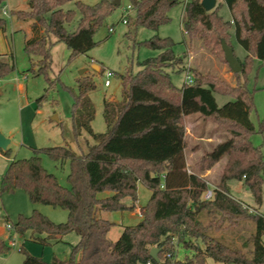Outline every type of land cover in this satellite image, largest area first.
Instances as JSON below:
<instances>
[{
  "label": "trees",
  "instance_id": "1",
  "mask_svg": "<svg viewBox=\"0 0 264 264\" xmlns=\"http://www.w3.org/2000/svg\"><path fill=\"white\" fill-rule=\"evenodd\" d=\"M5 1L0 0V8ZM68 1L72 0H27L29 9L11 11L17 20L31 21V35L24 42L32 64L30 72L44 75L50 84L52 46L64 42L72 50L70 59L88 52L97 44L95 33L116 8L112 0L93 5L73 0L81 17L77 27L68 31L66 24L76 16L75 9L64 8ZM177 2L132 0L135 25L157 30L170 21L168 10ZM224 2L231 10V19L218 13L222 2L207 11L201 0H189L183 28L191 41L201 38L226 63L222 39L233 48L235 39L244 48L246 55L239 59L243 69L235 72V85L189 67L192 81L177 86L167 68L184 69L183 56L175 53L171 37L155 34L147 43L159 54L140 61L142 68L137 73L120 75L124 92L121 99L104 98L106 131L94 132L91 125L95 107L89 92L96 88V82L90 75L78 79L79 93L72 109L74 133L78 137L86 130L96 140L86 152L56 145L35 148L34 155L28 158L10 160L0 180V197L22 189L34 203L68 210L64 222H55L37 209L28 216L20 214L11 223V231H31L32 239L43 244L69 232L79 236L68 258L46 261L25 252L22 264H206L208 257L214 264H264V214L250 211L249 206L231 195L227 184L230 179L244 180L256 202L261 203L264 151L253 144L250 135L264 132V122L256 126L251 118L255 103L248 82L254 60L264 62V0ZM6 23V18L0 16V30H5ZM135 30L136 27L130 29L128 35L133 36ZM14 70L15 64L7 54H0V78ZM215 92L232 98L219 105ZM193 113L215 121L229 133L202 157V170L228 157L211 199L203 198L209 187L207 180L187 168L185 117ZM0 151L6 156L11 153L10 148ZM40 153L56 161L69 160V187L43 166ZM140 182L152 192L140 207L142 218L124 226L113 241L108 234L115 222L104 218L102 212L135 210ZM106 191L110 193L100 195ZM205 215L210 216L207 222ZM244 218L255 222V230L247 239L252 244L250 250L214 233L224 227L225 219L235 226ZM5 221L10 224L7 216ZM13 239L0 235V254L10 252ZM175 240L192 253L182 259L177 257ZM153 246L160 248L158 260L150 255ZM20 250L24 251L23 245Z\"/></svg>",
  "mask_w": 264,
  "mask_h": 264
},
{
  "label": "rangeland",
  "instance_id": "2",
  "mask_svg": "<svg viewBox=\"0 0 264 264\" xmlns=\"http://www.w3.org/2000/svg\"><path fill=\"white\" fill-rule=\"evenodd\" d=\"M9 1V2H8ZM6 0L11 8L29 9L25 0ZM93 5L100 0H81ZM114 1V0H112ZM189 0H178L176 4L168 10L170 21L159 26L157 30L145 25H135V9L132 0H120L114 11L106 17L102 25L94 35L97 41L96 46L84 54H78L70 59L72 50L64 42H56L52 48V65L49 70L52 84L44 75H33L30 72L32 66L29 56L24 51L26 34L25 27L31 21L17 20L11 13L0 16L7 20L4 38L7 40L8 49L1 48L8 52L7 59L15 64V70L3 78H0V131L10 137V155L6 156L0 151V180L5 172L10 160L13 158H28L35 153V148L65 145L80 153L86 152L89 144L96 140L86 130L78 137L75 136L72 122V109L75 96L79 93L78 79L83 75H90L96 82V88L89 92V96L95 107V118L91 125L94 132H104L107 129L103 116L104 98L110 97L121 99L124 95L120 79L121 74L129 72L137 73L142 67L139 64L149 57L159 54L158 49L150 47L147 40L155 34L161 37H171L175 41L174 51L177 55L185 58L192 57V67L203 73H211L225 79L232 85L237 82L235 72H232L229 65L211 51V48L204 44L201 38L191 41L183 28V16L185 4ZM3 4V5H4ZM219 2L217 3V5ZM2 5V6H3ZM216 5V6H217ZM1 6V7H2ZM65 9H75L76 16L73 21L66 24L68 31H73L78 24L81 13L75 1H68L64 5ZM12 11V10H11ZM130 20L123 22L124 13ZM218 13L224 19H231V10L223 1L218 8ZM11 14V16H10ZM110 27L113 30L110 32ZM136 27L133 36L128 35L130 29ZM52 39H55L52 36ZM234 51L239 59L245 56L244 48L233 39ZM37 60V57L34 58ZM206 66L207 69L202 67ZM209 68V69H208ZM112 70L115 74L110 77L111 84L105 85V71ZM174 84L182 86L187 81V70H175L167 68ZM224 70L228 77L224 76ZM249 87L253 90L255 108L251 118L256 126L264 122V62L255 59L251 72L249 73ZM215 97L219 105L224 104L232 97L215 92ZM185 155L187 168L203 176L208 182V188L218 186L221 180L224 166L228 160L227 156L215 163L210 169L202 170V157L209 152L218 140H224L229 133L220 127L215 121L203 118L199 113L189 114L185 117ZM253 144L260 146L264 151V132H254L250 135ZM195 152V153H194ZM43 166L51 173L55 174L58 181L69 187L68 174L70 171L69 160L56 161L46 153H40ZM188 159V160H187ZM229 189L234 197L244 199L245 205L250 211H260L264 214V186L262 190V201L257 203L251 189L244 180L230 179L227 181ZM138 192V202L135 210L125 211H103L102 215L115 224L112 226L108 236L113 241L117 240L126 225H134L141 220L140 207L145 205L151 197L150 189L140 184ZM109 191L100 195L105 196ZM231 194V195H232ZM250 203V204H248ZM129 202V201H128ZM37 209L47 215L55 222H64L68 218V210L53 207L44 203H34L28 194L17 189L12 193H3L0 197V235L4 238L13 236V245L10 252L0 254V264H22L25 252L50 261L53 257L68 258L72 245L78 242V234L75 232L66 233L63 240H52L51 243L43 244L31 237V231L24 234H17L7 228L5 216L9 223H15L20 214L30 215ZM139 211V212H138ZM210 216L205 215L207 222ZM224 227L214 230L224 241L241 246L245 251L252 248L248 242L249 236L255 230V222L250 218L240 220L238 225H230V221H223ZM119 234V235H117ZM70 237L73 240L70 241ZM264 240V238H263ZM23 245L24 251L20 250ZM176 255L184 258L192 251L186 249L178 241L174 242ZM214 260L207 258L206 264H214Z\"/></svg>",
  "mask_w": 264,
  "mask_h": 264
},
{
  "label": "water",
  "instance_id": "3",
  "mask_svg": "<svg viewBox=\"0 0 264 264\" xmlns=\"http://www.w3.org/2000/svg\"><path fill=\"white\" fill-rule=\"evenodd\" d=\"M115 5H118L120 3V0H114L113 1ZM202 5L207 11L213 10L216 5V0H201ZM222 48L224 51L225 60L227 61L229 67L231 68L232 72H239L243 69L242 64L239 60V58L236 56L234 48L230 46L225 39H222ZM11 142L10 137L4 135L0 131V149L6 150L9 147V144ZM160 248L157 246H153L150 250V255L152 258L158 260V252Z\"/></svg>",
  "mask_w": 264,
  "mask_h": 264
},
{
  "label": "crops",
  "instance_id": "4",
  "mask_svg": "<svg viewBox=\"0 0 264 264\" xmlns=\"http://www.w3.org/2000/svg\"><path fill=\"white\" fill-rule=\"evenodd\" d=\"M8 1V0H7ZM26 1V4H28L27 3V0H25ZM9 2V1H8ZM1 10H2V12H3V14L5 15V14H8V13H11V10H16L15 8H11L10 7V5H9V3H8V5L7 4H4L1 8H0ZM1 10H0V12H1ZM4 11H6V12H4ZM1 14V13H0ZM10 16H11V14H10ZM25 31H26V34L28 35V34H30L31 35V27H30V22H29V24L27 25V27H25ZM29 35V36H30ZM4 36H5V31H2V30H0V40H2V41H4L5 43H4V46L6 47V49H8L9 50V46H8V44L6 43L7 42V40L4 38ZM2 41H0V54H8V52L7 51H5V50H3L2 48H1V46H3V42ZM245 55H246V51H245ZM185 61H186V65H185V69L187 70L189 67H192V57L190 56V57H186L185 58ZM202 67H204L205 69H207V67L204 65H202ZM209 69V68H208ZM224 76H226V77H228V73H226V71L224 70ZM222 141V140H221ZM218 142H220V140H218ZM195 153V152H194ZM223 159V158H222ZM188 160V159H187ZM140 184H141V182L138 184V192H140L139 191V186H140ZM229 186H231V184L229 183ZM151 191V190H150ZM230 193H231V191H230ZM151 194H152V192H151ZM232 194V193H231ZM232 196H233V194H232ZM234 197V196H233ZM234 198H236V197H234ZM238 200H240V201H242L243 203H244V199H241V198H237ZM247 202V201H246ZM137 203H139V202H137ZM248 203V202H247ZM248 204H250V203H248ZM139 212V211H138ZM139 215L141 216V218H142V215H141V213H139ZM110 232V231H109ZM117 235H119V234H117ZM66 235H58L57 236V240L58 241H60V240H63L64 239V237H65ZM79 237V236H78ZM70 239V241L72 240L73 242H71V243H75L74 241H76V240H73V237H70L69 238ZM78 240H79V238H78Z\"/></svg>",
  "mask_w": 264,
  "mask_h": 264
},
{
  "label": "built area",
  "instance_id": "5",
  "mask_svg": "<svg viewBox=\"0 0 264 264\" xmlns=\"http://www.w3.org/2000/svg\"><path fill=\"white\" fill-rule=\"evenodd\" d=\"M216 1L218 3V2H223L224 0H216ZM4 12H6V11H4ZM128 15H129V12L128 13H124L123 22L127 23V17L126 16H128ZM110 30H113V27H110ZM187 72H188V70H187ZM105 74H106L105 85L109 86L111 84L110 77H112L114 75V71L108 69L107 71H105ZM186 78H187L186 82H191L192 81V76H191V74L189 72L187 73ZM213 194H214L213 188H208L204 192L203 198L204 199H211L213 197ZM7 228L11 230V224H7ZM11 243L13 244V240L11 241Z\"/></svg>",
  "mask_w": 264,
  "mask_h": 264
}]
</instances>
